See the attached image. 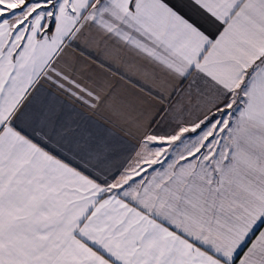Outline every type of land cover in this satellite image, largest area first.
Here are the masks:
<instances>
[{
	"label": "snow or ice",
	"instance_id": "snow-or-ice-1",
	"mask_svg": "<svg viewBox=\"0 0 264 264\" xmlns=\"http://www.w3.org/2000/svg\"><path fill=\"white\" fill-rule=\"evenodd\" d=\"M0 264H264V0H0Z\"/></svg>",
	"mask_w": 264,
	"mask_h": 264
}]
</instances>
